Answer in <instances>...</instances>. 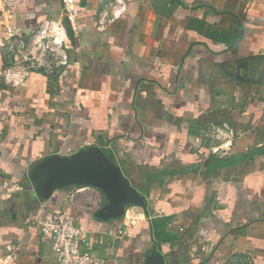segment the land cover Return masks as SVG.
<instances>
[{"label": "crops", "instance_id": "1", "mask_svg": "<svg viewBox=\"0 0 264 264\" xmlns=\"http://www.w3.org/2000/svg\"><path fill=\"white\" fill-rule=\"evenodd\" d=\"M113 1L0 0L6 43L51 18L69 38L58 75L0 82V264H57L41 228L56 213L110 264L153 250L167 264H264V0H125L99 27ZM9 62L0 48V71ZM92 148L145 207L107 219L97 187L38 196L40 163Z\"/></svg>", "mask_w": 264, "mask_h": 264}, {"label": "built area", "instance_id": "2", "mask_svg": "<svg viewBox=\"0 0 264 264\" xmlns=\"http://www.w3.org/2000/svg\"><path fill=\"white\" fill-rule=\"evenodd\" d=\"M73 2L65 0L66 4ZM127 7L125 0L110 2L108 11L101 13L99 27L119 19ZM109 9H112L111 13ZM8 41L6 43L0 36V48L6 49L10 59L9 64L0 71V82L6 86L15 88L24 85L35 73L58 75L69 63L67 30L63 22L57 19L43 20L26 42L16 39ZM41 228L51 238L57 264H110L107 257L95 253L90 233L66 213H56L44 219Z\"/></svg>", "mask_w": 264, "mask_h": 264}, {"label": "water", "instance_id": "3", "mask_svg": "<svg viewBox=\"0 0 264 264\" xmlns=\"http://www.w3.org/2000/svg\"><path fill=\"white\" fill-rule=\"evenodd\" d=\"M33 181L38 196L48 199L59 189L70 186L99 188L107 197V219L120 217L128 205L146 206L145 199L131 185L122 167L104 150L92 148L81 150L72 156L46 159L36 168ZM146 264H167L153 250Z\"/></svg>", "mask_w": 264, "mask_h": 264}, {"label": "trees", "instance_id": "4", "mask_svg": "<svg viewBox=\"0 0 264 264\" xmlns=\"http://www.w3.org/2000/svg\"><path fill=\"white\" fill-rule=\"evenodd\" d=\"M109 155V154H108ZM158 230V229H157ZM159 241V239L157 238V242ZM157 253L159 254L158 250H157Z\"/></svg>", "mask_w": 264, "mask_h": 264}]
</instances>
